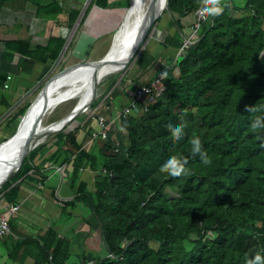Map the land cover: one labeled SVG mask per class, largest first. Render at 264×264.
Listing matches in <instances>:
<instances>
[{
    "label": "trees",
    "instance_id": "trees-1",
    "mask_svg": "<svg viewBox=\"0 0 264 264\" xmlns=\"http://www.w3.org/2000/svg\"><path fill=\"white\" fill-rule=\"evenodd\" d=\"M14 1L0 0V11L25 9L28 3ZM204 1L169 0L173 22L182 29V18ZM35 3L36 13L49 19L65 11L60 0ZM92 3L129 7L131 0ZM218 8L222 10L203 23L199 40L162 69L161 95L144 97L143 106L115 122L107 137L94 136L96 127L88 121L54 134L49 159L56 165L71 164L76 200L90 206L109 249L110 255L96 257V264H246L250 256L264 252V129L252 127L255 116L264 112V0H247L243 7L228 0ZM79 14L80 9L70 10V27ZM161 20L162 16L156 23ZM0 42V86L9 74L30 72L42 64L41 83L34 91L38 93L63 52L66 35L52 34L45 44L32 37ZM122 72L111 77L106 93L118 89ZM157 76L136 82L141 86ZM32 101L10 115L7 126L15 124L14 129L0 143L16 132ZM173 120L183 130L179 139L169 123ZM84 127L100 139L93 148H86L79 138ZM197 136L206 159L194 151ZM48 142L38 145L0 188L2 199L16 203L25 181L45 178L35 157ZM169 157L187 159L181 174L173 175L165 166ZM85 168L95 171L93 189L81 179ZM7 240L13 259L23 261L24 249L35 264L64 263L72 252L68 238L54 227L40 236L20 240L7 235Z\"/></svg>",
    "mask_w": 264,
    "mask_h": 264
},
{
    "label": "crops",
    "instance_id": "crops-1",
    "mask_svg": "<svg viewBox=\"0 0 264 264\" xmlns=\"http://www.w3.org/2000/svg\"><path fill=\"white\" fill-rule=\"evenodd\" d=\"M226 1L228 0H222L221 5ZM28 2L29 4L26 3L25 9H17L16 7H8V9L12 10V12L27 11L33 7L30 6L33 0H28ZM232 2L235 4L234 0H232ZM240 2L245 5L247 0H239V3ZM244 5H240V7H243ZM71 7L79 9L76 3L72 4ZM71 7L65 5L64 12L69 13V16L70 10L72 9ZM5 8L6 7L2 8L0 12L2 13ZM126 10V7L123 6L104 8L96 3L90 4L87 11L84 13L82 22L80 23V25L85 24L86 31L90 32L88 37H86V39H90V42H83L84 44L79 42L77 44L76 42L75 46L77 45L76 47L81 50V53L85 51L86 56L88 55V52H92L93 47H95L93 53L96 57L100 55L101 51L97 47L100 46L98 42L99 39L101 37H106L112 31L113 24L115 25L116 23H119ZM92 12L94 13L92 14ZM9 13L11 14V12H7L6 14ZM95 14H99L98 19L94 17ZM79 16L73 25L76 23ZM39 17L41 20L45 21L49 19L46 18L45 15ZM195 18V13L184 16L181 20L183 26L182 29L173 22V19L169 14L166 15L163 20L156 23V26L152 29L147 39L140 47L138 53H136L132 61L129 63L125 71L126 73L124 72L120 80L117 82L118 89L115 91L111 89L109 92H105V97L110 95L108 102L112 107L108 112L110 113L109 117L111 119H113L120 110L127 106L131 98L134 97L135 89L140 86V84L136 82L137 79H140L142 82H147L157 74L161 73L164 67L170 63H175L180 59L182 56L181 48L184 39L190 35ZM49 21L53 24L55 22L54 19H49ZM68 21V25H70V20L68 19ZM94 22H99V27H97V24H94ZM53 24H51V27H53ZM73 25L71 27H73ZM15 27L22 26H19L18 24L15 25ZM50 35H47L43 41H37L39 38L38 35H26L22 37H32L34 42L45 44ZM10 38L18 37L11 34L7 39ZM2 50L3 47L2 44H0V53ZM90 57L92 56L90 55ZM16 59H18V57ZM42 69L43 65L37 64L34 70H31L30 72H16L15 74H12L13 77L10 80V86L8 88L0 86V118L4 115L10 116L15 112L18 105H22L21 102L24 98H21L18 102L21 93L24 92L25 94H29L33 91V87L38 82H41L40 75ZM32 78L33 81L36 79V82L32 83L30 81ZM121 79H123V82ZM109 83H106L107 85L103 91H106ZM103 91L102 93L104 94ZM4 99H6L9 105L2 104L5 102L3 101ZM7 122L8 121L6 120H1L0 127H2L3 124H8ZM88 122H91L92 126L96 127V122H98L97 115L93 116L92 120ZM99 129L100 125L98 124L95 132ZM82 131L83 143L86 148H93L96 146V143L100 141V139L93 138L90 134H87L86 128ZM4 137L5 136H3V138ZM3 138H0V140ZM55 140L56 138L53 137L48 142V145L35 157L36 163L43 167L42 172L44 173L45 178L36 176L39 179L38 181H35V179L33 181L27 180L22 184L18 199V202L21 203V209L11 219L13 231L9 235H13L14 239L22 240L25 237L43 235L49 227H54L58 230L59 235L67 237L72 245V252L68 261H84L89 258L106 256L109 253V249L104 241L100 224L97 222L90 206L76 200V193L70 185L71 164L66 163L65 165H56L49 159L50 154L55 149ZM58 167H61V170L57 169ZM81 179L88 183L90 189L95 188V171L91 168H85L82 170ZM9 205L10 203H8L5 198H1L0 214L5 213ZM5 240H7V236L0 237V264H35V258L32 255L25 256L24 249H22L20 253V255L23 254V261L13 259L9 254L8 248L12 245L10 244L11 241L7 240V242L10 243H6Z\"/></svg>",
    "mask_w": 264,
    "mask_h": 264
},
{
    "label": "rangeland",
    "instance_id": "rangeland-1",
    "mask_svg": "<svg viewBox=\"0 0 264 264\" xmlns=\"http://www.w3.org/2000/svg\"><path fill=\"white\" fill-rule=\"evenodd\" d=\"M42 1L48 2V0H42ZM61 1L64 2V6L67 5L68 7H71L72 4L76 3V5H78V8L81 10V14H80L78 20L76 21V23L73 25V27H70V25H68V23H69L68 19L70 16H69V13H66V12L62 13V15L60 14L58 16V18L55 19L54 24L51 23V21H49V19L46 21L41 20L39 16H42V15L36 14L37 6H36V3L34 0H33L32 4L30 5L33 7L27 11H24V12H15L14 11V12H12V10H9L8 7H6L5 10L2 11V13L0 12V39L1 40L7 39L9 37V35L11 36V34L13 36H16V37H22V36H26V35H31V36L38 35L39 38L37 41H40V40L43 41L46 38V36L50 35V34H62L63 33L66 35V44H65V47L63 49V52H62L60 58L52 64L50 70L47 72V74L45 76L46 82L50 77L57 74L59 71H61L67 65H71V64L76 63V62L95 60V59L103 57L107 53V51L111 48V46L115 40V36L117 35V33L119 31V27L121 26L122 18H123V15H122V18L119 21V23L118 24L116 23L115 25L113 24L114 28L112 27V29H111L112 31L106 37H101L99 39L98 42H99L100 46H97V47L101 51V54L96 57L95 54L93 53V51L95 50V47H93L92 52L91 51L88 52L89 56L88 55L86 56L85 51L83 53H81V50L78 47H76L77 45L75 46V44H76V42H77V44H78V42L81 44H84L86 42H90V39H86V37H88V34H90V32L86 31L85 24L80 25V23L82 22L84 13H85V11H87V9L91 3V0H60V2ZM14 2H16V3L18 2L17 4L21 3V2H19V0L14 1ZM73 2H75V3H73ZM234 2H235L236 6L244 5V3H242V2L239 3V0H234ZM28 4H29V2H28ZM7 12H11V14L10 13H9L10 15L6 14ZM93 13L94 12H92V14ZM166 15L167 14L162 13V15H161L162 19H164L166 17ZM94 17L98 19L99 14H95ZM95 23L96 22H94V24ZM18 24H19V26H22V27H15V25H18ZM51 24H53V27H51ZM96 24H97V27H99L100 23L98 22ZM161 25H162V23H161ZM0 44H2V47H3V42H0ZM90 55L92 57H90ZM126 68L124 70H120L123 72L119 75L117 81L120 80L121 76L126 71ZM70 69H72V68H70ZM120 71H116V72L111 73V74L105 76L104 78H102L101 82L99 83L101 86L98 90V94H97L96 99H98L101 96L102 91L104 90L105 86L110 82L111 77L115 78L116 77L115 75H118ZM65 72H63V73H65ZM63 73H61V74H63ZM61 74H57L56 77H59ZM35 80L33 81V78H32L30 81L33 83V82H36ZM40 83L41 82H38L33 87L34 88L33 91L30 92L29 94H27L26 97H23L25 93L22 92L18 102L21 100V98H24V100L21 102V104H23L24 102H26L27 100H30V99L34 100L38 94L37 92H34V91L38 89ZM103 92H105V91H103ZM35 93H37V94H35ZM77 100H79V99L73 98L71 100L64 101L60 105H58L54 110L48 112L43 119V125H47L49 123H52V122L56 121L57 119H60V118L64 117L65 115L69 114V112L75 107L76 103L78 102ZM19 106H21V105H18V107ZM98 113H103L108 118V122H110V123L112 122V124L110 125V127L112 128L115 123H113V121H112L113 119H111L109 117L110 113L107 112L105 109H103V106H102L101 111L98 108L92 109L90 107L87 111H85L82 115H80L75 121H73L69 125V127H75L78 124H81L82 122H85V121H91L92 117L97 115ZM9 117L10 116H8V115H6L4 118L1 117L0 121L1 120L2 121L3 120L8 121ZM96 123H97L96 127H98L99 123L98 122H96ZM14 125L10 124V126H7V124H3V126L0 127L1 128L0 129V138H3V136L9 135L12 132V130L14 129ZM54 134H56V132L50 134L45 139V141H48V140L50 141L54 137ZM79 138L83 141V131L80 132ZM0 199H1V197H0Z\"/></svg>",
    "mask_w": 264,
    "mask_h": 264
},
{
    "label": "bare ground",
    "instance_id": "bare-ground-1",
    "mask_svg": "<svg viewBox=\"0 0 264 264\" xmlns=\"http://www.w3.org/2000/svg\"><path fill=\"white\" fill-rule=\"evenodd\" d=\"M149 2L150 0L132 1L130 9L127 8L123 14L121 26L111 48L106 54L104 53L103 58L101 57L98 62L92 64L70 66L72 69L68 68L66 72L59 71L57 74L65 73L59 77H56L57 74L53 75L39 91L18 133L0 146V182L16 165L26 138L32 137L38 126H44L43 120L39 124L42 114L44 118L48 112L54 110L62 102L73 98L79 99L76 105L84 103L91 96L96 72L102 79L119 69L118 66H121L126 59L139 33ZM160 3H165V0H160ZM163 12L164 9L161 13Z\"/></svg>",
    "mask_w": 264,
    "mask_h": 264
},
{
    "label": "water",
    "instance_id": "water-1",
    "mask_svg": "<svg viewBox=\"0 0 264 264\" xmlns=\"http://www.w3.org/2000/svg\"><path fill=\"white\" fill-rule=\"evenodd\" d=\"M132 1L133 0H131V5H132ZM131 5L129 7H126V8L130 9ZM162 9L167 10L169 15L171 17H173V13H172V11L170 9V6H169V0H165V3H160V0H150V2L148 4V7H147L146 15H145V18H144V20L142 22V25L140 27L139 33L135 37L134 43L131 46L126 59L121 63V66H118L119 67L118 70H124L129 65V63L132 61V59L134 58V56L136 55V53L138 52L140 47L143 45V43L147 39V37L150 34V32L152 31V29L155 27L158 18L162 15V13H161ZM100 59L101 58L95 59V60L76 62L74 64L65 66L60 72L65 71L66 69L70 68V66L92 64V63L98 62ZM50 79H51V77L47 80V82ZM101 80L102 79H100L98 77L97 72H96L95 76H94V79H93V85H92L93 88H92L91 97L87 101H85L82 104L76 105L69 112V114L65 115L64 117H62L60 119H57L56 121H54L52 123H49L47 125H44L42 127L38 126L37 129H36L35 134L32 137L29 136L28 138H26V140L23 142L21 153H20V156H19V159H18L16 165L1 180L0 188L20 170V168L22 167L25 159L31 154V152L38 145L43 143L45 141V139L50 134H52L54 132H59V131L65 129L73 121H75L80 115H82L85 111H87L92 106V104L96 100V97H97V94H98V90L100 88V84L99 83L101 82ZM47 82L44 84V86L47 84ZM44 86L41 89H43ZM33 101H32V103H33ZM32 103L28 107V109L26 110L25 114L20 119V122H19V125H18V128H17L16 132L12 136H10L8 139L2 141L0 143V146L2 144H4L5 142L9 141L10 139H12L18 133V131L20 130V128L22 126L23 119L28 114V112H29V110H30V108L32 106ZM141 107H142V102H139L135 109L139 110ZM43 116L44 115L42 114L40 119H39V124H41L42 120L44 119ZM53 124H55V126ZM114 179H115V176L112 177V180H114Z\"/></svg>",
    "mask_w": 264,
    "mask_h": 264
},
{
    "label": "built area",
    "instance_id": "built-area-1",
    "mask_svg": "<svg viewBox=\"0 0 264 264\" xmlns=\"http://www.w3.org/2000/svg\"><path fill=\"white\" fill-rule=\"evenodd\" d=\"M222 4V0H205L201 6L195 12V21L192 25L191 33L188 37H185L183 46L181 48L182 54L187 52L188 47L197 42L200 38V31L202 29V25L205 21H207L218 6ZM12 74L8 75V79L5 81L3 87L8 88L10 86V80L12 79ZM165 90V84L163 82V75L161 73L158 74L156 78H154L150 83L143 84L137 87L134 91V99L129 106L124 107L120 110L117 115L113 118V123L117 120H122L127 117L133 110L134 107L137 106V103L140 102L144 97L150 96H159ZM27 94H25L26 96ZM24 96V97H25ZM110 95H107L103 101L98 105V109L109 110L112 106L108 103ZM4 115L2 118H4ZM97 117L99 119L100 130L94 132V136L102 135L103 138L107 137L108 131L111 128L110 125L112 122H108V118L103 113H98ZM57 169L61 170V167ZM21 209V203L16 202L10 204L5 213L0 214V237L7 236L12 233V225L11 219L19 212ZM60 264H96V260L94 258L86 259L84 261H66Z\"/></svg>",
    "mask_w": 264,
    "mask_h": 264
},
{
    "label": "clouds",
    "instance_id": "clouds-1",
    "mask_svg": "<svg viewBox=\"0 0 264 264\" xmlns=\"http://www.w3.org/2000/svg\"><path fill=\"white\" fill-rule=\"evenodd\" d=\"M220 10H222V9H220V8L216 9L217 12H219ZM102 101H103V99L101 100V102ZM140 102H142V106H143V101H140ZM138 103H137V105H138ZM135 108L136 107H134L133 109H135ZM248 110L249 111H257L256 109L252 108L251 106H248ZM132 112H133V110H132ZM120 121L117 120L116 122H120ZM169 123H170V126L175 131L177 138L179 139L183 135V130L181 128V125L174 120L170 121ZM252 127L264 129V112H259V114H257L255 116L254 120L252 121ZM192 143L194 145V151L201 152V147H202L201 138L199 136L195 137L193 139ZM201 158L206 159V153L201 152ZM186 163H187V159L185 157H169L166 161L165 166L169 169V171L172 172L173 175H179L183 171L184 165ZM108 255H110V253H108ZM246 264H264V252H257L253 256H250L249 259L246 261Z\"/></svg>",
    "mask_w": 264,
    "mask_h": 264
}]
</instances>
